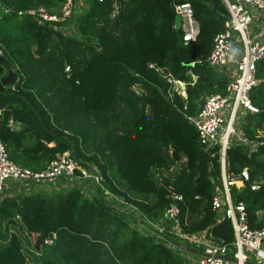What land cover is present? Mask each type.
I'll use <instances>...</instances> for the list:
<instances>
[{"label":"trees","instance_id":"trees-1","mask_svg":"<svg viewBox=\"0 0 264 264\" xmlns=\"http://www.w3.org/2000/svg\"><path fill=\"white\" fill-rule=\"evenodd\" d=\"M174 1H189L200 22L197 38L187 44L173 28ZM61 3L0 0V48L17 77L0 89V139L14 162L33 170L69 151L139 216L116 210L99 189L90 197L78 186L3 195L0 264H25L26 255H34L23 250V228L39 252L37 264H183L176 250L140 223L164 216L168 186L183 195L178 222L184 230L212 225L217 236L232 239L230 222L216 221L211 208L219 156L208 154L185 117L207 94L225 91V74L205 60L227 17L223 1L213 0L209 8L201 0H88L74 18L78 35L18 13L37 6L59 13ZM151 63L185 81L186 96L169 95L170 83ZM6 73L0 62V77ZM257 78L250 97L259 110L244 116L241 128L260 143L254 150L242 143L227 148L229 172L249 171V181L233 192L253 226L261 224L257 212L264 218V57ZM10 115L19 128L6 125ZM175 161L180 168L156 181L154 169ZM254 181L257 189L248 184ZM186 210L187 225L181 219ZM52 232V243H44Z\"/></svg>","mask_w":264,"mask_h":264},{"label":"built area","instance_id":"built-area-1","mask_svg":"<svg viewBox=\"0 0 264 264\" xmlns=\"http://www.w3.org/2000/svg\"><path fill=\"white\" fill-rule=\"evenodd\" d=\"M227 17L223 28L218 31L206 56L209 67L220 70L225 74V91H214L204 97L199 109L185 114L186 119L195 127L199 141L209 155L216 152L219 156V174L212 179L214 193L211 197V208L215 212L216 221L226 219L230 222L233 237L225 240L217 236L212 225L197 231H186L178 222L180 201L183 195L168 186L171 201L166 207L165 214L155 221L141 220L155 237L162 238L167 245L177 251L183 264H255L264 263V218L257 212L260 225H250L248 212L243 200L234 198L233 187H241L250 179L249 171L243 167L238 173L228 170L227 148L230 145L242 143L251 150L256 149L260 140L249 139L242 131L241 121L249 113L259 109L251 100L250 91L258 82L257 64L264 57V0H222ZM74 0H62L60 12H50L44 6L19 10L41 23H53L54 28L60 29L74 12ZM176 21L173 28L179 30L183 44L197 38L200 22L194 15L193 6L189 1H174ZM64 22L63 25L57 24ZM0 55L2 49L0 48ZM199 62V60H197ZM195 61H191L194 65ZM157 71L158 66L153 63ZM68 66H65L67 72ZM17 78V77H16ZM166 80L170 83L169 95L178 91L186 96V82L175 78L167 72ZM196 75H192L193 83ZM16 80V79H15ZM14 83V82H13ZM12 84V83H11ZM14 88V85L11 86ZM6 125L10 130L20 127V122L12 115ZM169 154L172 148H168ZM184 160V157H182ZM180 168V162L175 161L168 168L154 169L159 182L162 177L170 178L171 174ZM251 189H257L259 182H249ZM78 186L86 196L104 190L105 201L116 210L132 214L136 217L135 206H130L117 195L107 190L101 175L90 169L88 165L75 160L64 150L56 154L49 164L33 170L14 162L6 151L0 139V197L18 193H30L43 188L56 189ZM182 223H189L186 210L182 214ZM131 220V219H130ZM133 225L138 222L131 220ZM55 232L44 237L46 244L52 243ZM188 243L196 252L179 247L176 243ZM184 245V244H183Z\"/></svg>","mask_w":264,"mask_h":264},{"label":"rangeland","instance_id":"rangeland-1","mask_svg":"<svg viewBox=\"0 0 264 264\" xmlns=\"http://www.w3.org/2000/svg\"><path fill=\"white\" fill-rule=\"evenodd\" d=\"M75 2V8L74 12L72 13L71 17H69L66 21V23L60 28L62 29L65 33L67 34H77V31L75 29V24H74V18L76 15L80 13V11L85 10L87 8V3L88 0H74ZM158 72L164 76V78L167 76V71L165 69H158ZM241 123L243 122V119H240ZM56 189V188H55ZM60 189H66V187L59 188ZM21 233V234H20ZM20 237H21V243L23 245V250L25 252L30 251L34 252V255L28 254L26 255L27 259L25 264H37V256L39 255V252L36 251L32 245L31 238H27L26 236V231L23 228L22 231L20 232ZM184 245H187L189 247H192L188 243H182Z\"/></svg>","mask_w":264,"mask_h":264},{"label":"water","instance_id":"water-1","mask_svg":"<svg viewBox=\"0 0 264 264\" xmlns=\"http://www.w3.org/2000/svg\"><path fill=\"white\" fill-rule=\"evenodd\" d=\"M202 3L207 5V7H211L213 5V0H201ZM0 62L3 63L5 68L7 69V73L0 77V89H3L4 85L11 84L16 79V71L11 67L10 63L8 62L7 58L4 55H0ZM187 64L191 65V61H188ZM156 181H159L158 177L155 179ZM179 247L189 250L191 252H196L197 250L194 248H191L187 245H183L182 243L177 242L176 243ZM255 264H264V263H255Z\"/></svg>","mask_w":264,"mask_h":264}]
</instances>
